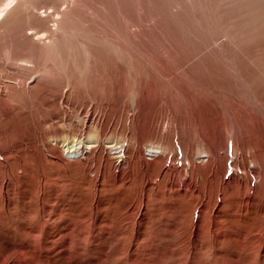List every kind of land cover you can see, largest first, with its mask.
<instances>
[{"label": "rangeland", "instance_id": "rangeland-1", "mask_svg": "<svg viewBox=\"0 0 264 264\" xmlns=\"http://www.w3.org/2000/svg\"><path fill=\"white\" fill-rule=\"evenodd\" d=\"M30 1L0 28V264H264V0Z\"/></svg>", "mask_w": 264, "mask_h": 264}, {"label": "bare ground", "instance_id": "bare-ground-1", "mask_svg": "<svg viewBox=\"0 0 264 264\" xmlns=\"http://www.w3.org/2000/svg\"><path fill=\"white\" fill-rule=\"evenodd\" d=\"M24 8H27V10L28 9H33L34 7H33V4H32V2L30 1V0H19V3L16 5V6H14V7H12L11 9L9 8L6 12H5V14H4V16H3V18L1 17V15H0V28H3L4 26H6V25H8L9 23H11L12 22V20L14 19V17H17L18 15H19V13L24 9ZM7 9V8H6ZM5 9H3L2 11L0 10V14H1V12H3ZM35 10V9H34ZM23 12V11H22ZM24 13V12H23ZM22 13V14H23ZM21 14V15H22ZM27 14V13H26ZM36 17V16H35ZM3 19V20H2ZM16 19V18H15ZM14 21V20H13ZM32 22V21H31ZM34 22V21H33ZM32 24V27H31V29L32 30H35L36 32H37V34H38V32H41L43 29H41L40 27L38 28V26L37 27H35V25H33L34 23H31ZM46 29H47V27H46ZM39 30V31H38ZM32 34H36L35 32L34 33H32ZM16 56V55H15ZM6 57V56H5ZM12 57V56H11ZM20 57V56H19ZM16 58H17V56H16ZM14 59V58H13ZM27 59V58H26ZM16 60V59H15ZM21 60V59H20ZM11 61V60H10ZM16 61H18V60H16ZM27 61V60H26ZM34 61V60H33ZM7 62V61H6ZM22 62V61H21ZM13 63V62H12ZM23 66V65H22ZM22 66H20V67H22ZM16 67H18L17 65H16ZM21 69V68H20ZM24 69V68H23ZM36 71V70H35ZM35 71H33L34 73H36ZM42 73V72H41ZM38 74H40V73H38ZM43 74V73H42ZM41 75V74H40ZM40 75H38V76H40ZM34 78L33 79H38L39 77H37L35 74H34V76H33ZM42 76H40V78H41ZM43 78H44V76H43ZM46 78V77H45ZM35 81V80H34ZM36 83V82H35ZM45 84V83H44ZM20 86V85H19ZM19 86H18V89H19ZM21 87H23L21 90H22V92H23V89H25V91L26 90H29L30 89V84L28 83L27 85H25V86H23V85H21ZM15 90H16V93H17V89L15 88ZM14 91V90H13ZM20 91V90H19ZM19 93V92H18ZM96 145H85V146H83V147H85V148H89L88 149V151H90L92 148H94ZM83 147H78L75 151H74V149H72V147H69L70 149H72V151H74V152H71L69 149V157L70 158H79V157H82L83 156V154L84 153H86V152H83ZM154 148V147H153ZM119 149V148H118ZM122 149H121V151H119V152H117L116 154H117V159L119 160L118 162H120L121 160H122ZM151 151H153L152 153H155L157 156H160V155H162V152L159 150V149H157V148H154V149H151ZM150 151V152H151ZM151 153V155H153V157H155L154 156V154H152ZM79 154V155H78ZM158 158V157H157ZM254 167V166H253ZM8 258V257H7Z\"/></svg>", "mask_w": 264, "mask_h": 264}]
</instances>
